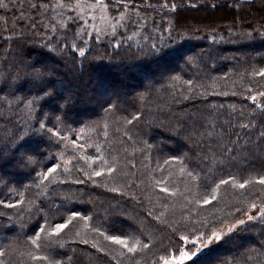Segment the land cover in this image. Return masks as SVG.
I'll return each instance as SVG.
<instances>
[{
	"label": "trees",
	"instance_id": "obj_1",
	"mask_svg": "<svg viewBox=\"0 0 264 264\" xmlns=\"http://www.w3.org/2000/svg\"><path fill=\"white\" fill-rule=\"evenodd\" d=\"M74 1L62 0L61 9L56 0H5L0 8V262L48 264L32 252L61 264H160L183 247L180 235L257 213L264 0H103L117 26L98 36L91 19L69 10ZM216 35L235 41L210 40ZM34 70L44 74L40 81L27 75ZM57 165L56 181L40 183ZM98 169L105 174L86 179ZM73 213L89 219L73 221L39 252L28 243L40 225ZM100 232L141 245L128 253ZM189 264H264V221L238 228Z\"/></svg>",
	"mask_w": 264,
	"mask_h": 264
},
{
	"label": "snow or ice",
	"instance_id": "obj_2",
	"mask_svg": "<svg viewBox=\"0 0 264 264\" xmlns=\"http://www.w3.org/2000/svg\"><path fill=\"white\" fill-rule=\"evenodd\" d=\"M102 4H103V0H95V5H93V6H97V5L102 6ZM76 6L78 7L79 4L77 3ZM7 7H8V5L5 3V0H0V8H7ZM55 7H64V5L60 2V0H57ZM68 7L70 10L72 5H69ZM128 39H131V37H128ZM164 47H165L164 45L157 46L156 44H153L152 49H153L154 53L162 54ZM80 55L83 56L84 52L80 51ZM27 75L34 81H40L43 78L44 74L39 72V70H34L32 72L27 73ZM255 75L260 76V77H264V69L258 70L255 73ZM249 91H251V90L249 89ZM43 95L49 96V95H51V93L45 91L43 93ZM258 95L261 97H264V92H261ZM250 99L255 103L257 100V97L252 96V97H250ZM27 107L29 109H31L32 102H29ZM256 107L264 109V103L256 104ZM105 111L110 112V111H112V108L109 107V108L105 109ZM57 119H59V117ZM138 119H139L138 116H133L131 119H129L127 121V123L132 124L134 120H138ZM242 127L246 128V127H248V125H242ZM40 128L41 129L45 128V124L43 122L40 123ZM47 131H49L52 136H58L59 135V133L56 129H47ZM60 139L67 140V137L61 136ZM228 151H231V149H229ZM29 162H31V161H29ZM96 162L97 161L94 159L91 160V163H96ZM67 163L68 162L65 161L64 171H68V168L66 166ZM166 163H167V161H166ZM59 168H60V165H57V166H54V167L47 169L46 172L41 174L40 183H44L45 181H47L49 183H54L56 181V176H54L53 174L57 173ZM112 171H113V169L111 167L107 168V173L109 175L112 173ZM104 174H105V172L103 169H98V170L94 171V173H86V179L93 180L95 177H101ZM189 175H193V174L189 173ZM61 182H63V181H61ZM83 182L84 181H81V180L74 181V183H77V184H81ZM255 182L264 185V176L258 178ZM160 183H162V181L157 182V184H160ZM228 183H230L229 180H221L220 181V184H223V185H226ZM219 186L220 185H217V188H219ZM245 186L246 185L244 183H240L238 185L239 188H245ZM159 191L167 193L169 195L172 194L169 192V190L166 187H160ZM214 199H215V195L213 194L210 199H205L203 201V203L208 204L211 202V200H214ZM21 203H22V201L18 202L17 204H5L4 207L14 208V207H18L19 204H21ZM252 207L255 209L256 205H253ZM88 219L89 218L81 217L78 213H73L67 219H65L63 222L54 223V224L46 223V224L40 225L39 230L35 233L34 237H32L28 243L31 244L32 246H34L37 249V252H39L43 247H48V246H50V244L57 243V241H52V240H50V238L59 237L61 235V233H63L65 231V229H67L69 227V225H71L73 223V221L85 220V222H87ZM247 219H248V221H252V220L256 219V217L249 215ZM259 219L261 221H264V210H260ZM245 224H246V221L243 219H240L236 223H233L230 226H228L227 231H224L223 229H216V230H209V232H207V233L201 232V233L194 235V236L180 235L179 240L181 242H183L185 246L192 245L195 250L189 249L186 247H182L178 250V257H173V258L161 257L162 264H184L185 261H191L195 257H197L200 254V252L203 251V249H206L210 245H212L213 242H217V243L220 242L225 237H227L228 235L233 233L238 227L245 225ZM99 234L104 236L105 240L109 241L111 244L119 245L121 248L126 249V251L128 253H136L138 251L137 245H141L140 240H136L135 242L130 244L128 239L122 238L120 236L105 235V233H103V232H100ZM77 235H79V233H77ZM44 241H48L49 243L48 244L42 243ZM60 246L62 247V245H60ZM93 246L95 247V245H93ZM142 247L148 248L149 245L145 242L142 244ZM5 254H6L5 252L0 251V257L4 256ZM28 255L34 261H46V262H48V264H61V261H59V260L50 261V258L47 255H39V254H35L32 252H29ZM0 264H2V262H0Z\"/></svg>",
	"mask_w": 264,
	"mask_h": 264
},
{
	"label": "rangeland",
	"instance_id": "obj_3",
	"mask_svg": "<svg viewBox=\"0 0 264 264\" xmlns=\"http://www.w3.org/2000/svg\"><path fill=\"white\" fill-rule=\"evenodd\" d=\"M187 1L190 3V2H192L193 4H195V3H198V4H200V3H202V2H205V1H212V0H184V1H180V2H185V3H187ZM56 2H57V0H56ZM60 2L62 3V0H60ZM77 3L79 4V6L77 7L76 5H77ZM94 4H91V3H86V2H84V1H81V0H76V1H74V2H72V7L71 8H74V10L77 12V15L81 18V19H83L85 22L87 21V19L89 18V19H91V21H92V29H90V31H91V33L92 34H95V35H104V34H110V33H112L113 31H114V29L116 28V24H114V23H112L111 21H109L108 19H107V17H106V14L104 13L105 11H104V9L102 8V7H100V6H93ZM61 9H65V7H60ZM118 25L120 24V22L119 23H117ZM107 32V33H104V32ZM220 38L219 40H218V38ZM210 38V40H215V41H217L219 44H232L234 41H235V39H233V41H229V39H224V37L222 36V35H216V37H209ZM231 39V40H232ZM195 40V39H194ZM242 41H244V40H242ZM221 42H223V43H221ZM224 42H226V43H224ZM229 42V43H228ZM153 44L154 43H152V44H149L148 45V47L150 48L151 46H153ZM260 210H264V205L262 206V207H260L259 208V210L257 211V213H255V212H253V213H251L250 215L251 216H254V217H256V219H254V220H252V221H248V216L249 215H247L245 218H243V220H245L246 221V224L245 225H248V224H250V223H252V222H254V221H256L258 218H259V216H260ZM237 221H233V222H231V223H229V224H227V225H225L224 227H222L221 229H223L224 231H227V227L228 226H230L231 224H233V223H236ZM245 225H242V226H240V227H238V228H241V227H243V226H245ZM237 228V229H238ZM236 229V230H237ZM235 230V231H236ZM226 238V237H225ZM224 238V239H225ZM223 239V240H224ZM222 241V240H221ZM220 241V242H221ZM220 242H213V244L212 245H210L208 248H206V249H203V251L202 252H200V254L197 256V257H195L193 260H191V261H185L184 262V264H189V263H191V262H193L194 260H196L198 257H200L202 254H204L205 252H207V251H209V250H211V249H213L214 247H216ZM183 247H186V248H189V249H193V250H195L194 248H193V246L192 245H187V246H185V245H183ZM173 257H178V253L177 254H172V255H170L169 257H166V258H173ZM160 264H162V260H161V262H160Z\"/></svg>",
	"mask_w": 264,
	"mask_h": 264
}]
</instances>
